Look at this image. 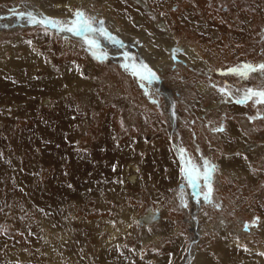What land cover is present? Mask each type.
Masks as SVG:
<instances>
[{
	"label": "rangeland",
	"instance_id": "1",
	"mask_svg": "<svg viewBox=\"0 0 264 264\" xmlns=\"http://www.w3.org/2000/svg\"><path fill=\"white\" fill-rule=\"evenodd\" d=\"M49 1L0 0V264L17 251L19 264H264V104L235 102L264 91V74H220L264 63V0ZM75 10L131 40L136 61L139 34L161 41L159 84L19 20ZM165 47L200 65L168 63ZM175 146L216 166L208 201L203 181L196 197L181 176Z\"/></svg>",
	"mask_w": 264,
	"mask_h": 264
},
{
	"label": "snow or ice",
	"instance_id": "2",
	"mask_svg": "<svg viewBox=\"0 0 264 264\" xmlns=\"http://www.w3.org/2000/svg\"><path fill=\"white\" fill-rule=\"evenodd\" d=\"M21 18L27 20L28 23L33 25L51 26L60 32H70L75 36L83 38V43L86 46V50L92 55V57L98 61L103 60L107 53L103 52L96 36H102L114 44L117 48L123 47L121 41L112 36L104 27V22L98 20L96 17L88 16L81 10H75L73 12V18L68 21H61L58 19L49 18L46 16L38 17L31 11L19 13ZM179 51V50H177ZM121 56L124 58L125 63L121 65L131 75L136 77L140 81L151 83L158 79L156 73L142 60L137 62L135 58L128 52H122ZM260 73L264 74V63L258 65H252L249 63H241L239 65L230 67L226 72H221V75L232 74L238 79L246 80L250 74ZM216 87L215 85H212ZM218 91L226 96L230 97L232 93L228 91V86L219 88ZM255 104H264V91H254L248 88L240 98L236 99V103H246L248 100H253ZM155 103V101H153ZM256 117H250L255 119ZM217 131H223V128L216 129ZM184 150L180 149V153L183 154ZM182 166L180 167L181 176L187 182L188 186L193 190L198 189L203 181V187L207 189L203 194V199L208 201L211 196V173L215 170V165L211 164L207 160H204L201 165L194 163L191 159H185L181 155ZM183 189H181V192ZM182 199V197H181ZM255 222V221H254ZM248 225L245 224V230ZM264 255V253H262Z\"/></svg>",
	"mask_w": 264,
	"mask_h": 264
},
{
	"label": "bare ground",
	"instance_id": "3",
	"mask_svg": "<svg viewBox=\"0 0 264 264\" xmlns=\"http://www.w3.org/2000/svg\"><path fill=\"white\" fill-rule=\"evenodd\" d=\"M135 3H137V4H139L140 6H144V3L141 1V0H133ZM50 1L49 0H41V3H42V5H44V4H46V3H49ZM50 5V4H49ZM64 6V5H63ZM40 7V6H39ZM67 7H69V6H67ZM49 10H51V9H49ZM61 10V9H60ZM68 10H69V8H68ZM53 11V10H52ZM62 11V10H61ZM56 13V12H55ZM57 13H59L60 14V12H57ZM65 13V12H64ZM52 14V13H51ZM54 14V13H53ZM38 17H40V16H45V14H36ZM67 15H69V14H67ZM19 20H20V22H24V24H27V25H29V26H34L33 24H31V23H28L27 22V20L26 19H24V18H21V17H19ZM109 23V22H108ZM115 24V23H114ZM5 24H0V28L1 27H3ZM38 25V24H37ZM26 26V25H25ZM48 28H50V29H52L53 31H55L57 34H60L61 36H64V37H66V39L67 38H72V39H74V40H79V41H82L83 42V38L82 37H80V36H75V35H73L72 33H70V32H60V31H57L55 28H53V27H51V26H47ZM104 27L107 29V31L112 35V36H120V33L118 32V31H116V29H113L112 28V25L110 24V25H105L104 24ZM159 27L160 28H163L164 26H162L161 24L159 25ZM165 30H166V28H165ZM142 32V31H141ZM130 35V34H129ZM138 35V34H137ZM128 36V35H127ZM139 36V39L140 40H147V44L145 45H142L140 48H136V49H134L136 52H137V54H138V56H139V59L140 60H142L144 63H146V64H148V66L149 67H151V69L152 68H155L156 67V70L159 72V73H162L163 72V65H157L158 63H155V61H161V59H162V54H161V50H163V47H164V44L161 46L160 45V43H162L161 41H157V42H154V41H152V42H149V39L147 38V37H144V36H142V35H138ZM103 38V37H102ZM71 39V40H72ZM106 39V38H105ZM136 39V38H135ZM134 39V40H135ZM107 40V39H106ZM119 40V39H118ZM78 42V41H77ZM110 42V41H109ZM128 42L130 43L131 42V40H129V41H127V43H124L123 41H122V44L124 45L121 49H119V51H115L114 50V46L113 47H110L109 45H110V43H109V45L108 44H104V45H102L101 46V49H103V50H105L104 52L106 53L107 52V54H110V56L111 57H114V58H118V57H122L121 56V53L122 52H128V53H130L131 55H134L131 51H132V48L131 47H129L128 48V46H129V44H128ZM127 45V46H126ZM178 48H180L181 49V51L182 52H178L177 54H176V59H179V60H181V64H184V65H195V66H198V65H200V60H198L197 59V57H193L190 53H187V51H186V49L185 48H183V47H178ZM165 49H167V53H166V59L168 60V63H171L170 62V58H171V60H172V57H171V54H170V50L169 49H171V47H169V48H166L165 47ZM131 50V51H130ZM165 54V53H164ZM135 56V55H134ZM138 56H136V57H138ZM123 58V57H122ZM124 59V58H123ZM157 61V62H158ZM137 62H139V61H137ZM172 62H173V60H172ZM204 62V61H203ZM176 63H179V62H176ZM179 68V67H178ZM8 78V77H7ZM158 80V79H157ZM158 84H159V81L157 82ZM204 87V86H203ZM160 87L158 86V89H159ZM201 88V89H200ZM199 89L201 90V91H204L205 89H203L202 87H199ZM164 95V97L165 98H168V103H170V102H172V100H171V98H170V96L167 94V93H164L163 94ZM174 102H172V104H171V110L174 112V104H173ZM170 115L172 116V118H173V124H174V122L176 123V121H177V118L175 119L174 117H175V114L174 113H170ZM180 119V118H179ZM176 120V121H175ZM171 121V122H172ZM227 133H224L223 135H217L216 136V138H220V137H222V136H224V135H226ZM175 154H176V156L178 157V158H181V155H183L184 156V158L186 159V153H185V151L183 152V154H181L180 153V148H178V147H176L175 146ZM188 159V158H187ZM221 169V168H220ZM238 171V170H237ZM220 173H224V172H221L220 171ZM239 176V175H238ZM247 179H250L251 180V182H252V179L251 178H248L247 177ZM196 208V207H195ZM201 210H202V208H201ZM201 210L199 209V212H201ZM155 212V214L152 212H150V213H148L147 214V216H145V218L141 221L140 220V222H143V223H153L155 220H156V217H157V211H154ZM154 214V215H153ZM191 226H192V228H193V230L195 231V234L196 235H200L201 234V232H202V228L201 227H197V223H196V219L195 218H193V220H192V223H191ZM53 248H54V246L53 245H51L50 246V249H52L53 250ZM3 251V250H2ZM2 251H0V252H2ZM4 253V252H3ZM4 254H7V253H4ZM10 254V253H9ZM8 254V255H9ZM12 254V253H11ZM13 255V254H12ZM7 256V255H6ZM23 257H22V253H20L19 251H17V252H15L14 253V255H13V257H12V260L14 261V260H16L17 261V263L14 261L13 262V264H19V263H21L23 260ZM4 260H6V259H4ZM12 260H11V262L7 259V261H9L11 264H12ZM19 261V262H18ZM4 262V261H3ZM6 262V261H5ZM8 262V263H9Z\"/></svg>",
	"mask_w": 264,
	"mask_h": 264
},
{
	"label": "water",
	"instance_id": "4",
	"mask_svg": "<svg viewBox=\"0 0 264 264\" xmlns=\"http://www.w3.org/2000/svg\"><path fill=\"white\" fill-rule=\"evenodd\" d=\"M170 50V54H171V57H172V60H173V62H181V60H179V59H176L175 57H176V54L179 52H182L181 51V49L180 48H171V49H169ZM177 50H179V51H177ZM182 63V62H181ZM157 81V80H156ZM170 104V109H169V113H174L172 110H171V104H172V102H170L169 103Z\"/></svg>",
	"mask_w": 264,
	"mask_h": 264
},
{
	"label": "flooded vegetation",
	"instance_id": "5",
	"mask_svg": "<svg viewBox=\"0 0 264 264\" xmlns=\"http://www.w3.org/2000/svg\"><path fill=\"white\" fill-rule=\"evenodd\" d=\"M112 44H113V43H112ZM123 46H124V45H123ZM129 47H130V45L128 46V48H129ZM121 48H122V47H121ZM121 48H120V49H121ZM139 48H140V47H139ZM129 49H130V48H129ZM134 49H136V47H134ZM132 56H133V55H132ZM133 57H134V56H133ZM122 62L125 63V60H123ZM122 62H121V65L123 64ZM183 65H184V64H183ZM159 91H160V89H159ZM164 93H166V92H164ZM164 93L160 91V94L163 95Z\"/></svg>",
	"mask_w": 264,
	"mask_h": 264
}]
</instances>
